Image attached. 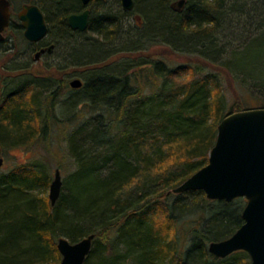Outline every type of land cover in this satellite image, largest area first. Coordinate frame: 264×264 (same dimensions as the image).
I'll list each match as a JSON object with an SVG mask.
<instances>
[{"label": "trees", "instance_id": "16d2710c", "mask_svg": "<svg viewBox=\"0 0 264 264\" xmlns=\"http://www.w3.org/2000/svg\"><path fill=\"white\" fill-rule=\"evenodd\" d=\"M175 1L147 0L142 5L134 0L133 10L113 12L105 6L107 0H91L87 29L80 32L66 22L69 14L85 8L80 0H26L41 8L48 26L46 37L32 43L33 50L66 44L71 48L69 62L49 69L70 66L86 73L78 89H69L66 79L61 83L48 76L24 79L6 91L0 102V143L29 144L45 135L51 124L61 123L58 97L69 92L73 107L84 102L96 112L68 134L69 152L77 164L74 172L86 184L90 167L96 174L94 156L83 159L81 144L87 141L103 147L109 168L103 177L97 175L93 192L70 187L60 192L54 205L34 193L51 180L41 163L0 171V264H59L57 237L75 242L90 233L102 236L104 243L93 239L84 264H235L227 262L234 252L218 259L209 253L208 244L229 237L241 225L244 198L224 202L190 190L175 194L172 205L167 199L173 188L207 163L221 119L252 108L243 106L237 88L256 95L260 103L255 107H264V0H185L181 10L172 6ZM10 10L4 33L13 26L22 28L11 5ZM132 13L142 32L112 48ZM239 18H244L241 25ZM231 22L236 32L227 37L224 26ZM85 33L98 38L90 42ZM147 34L150 41L159 37L172 52L194 54L196 60L171 65L153 54L113 60L143 51L141 38ZM225 77L240 104L228 101ZM35 88L48 90L44 99ZM182 195L188 197L184 207L201 221L188 229L187 245L180 242L171 211L181 206ZM85 222L91 225L87 230L81 226ZM114 229L116 239L108 241ZM25 239L29 244L22 247ZM117 241L124 244L123 251ZM238 253L250 264L246 252Z\"/></svg>", "mask_w": 264, "mask_h": 264}, {"label": "rangeland", "instance_id": "374dc122", "mask_svg": "<svg viewBox=\"0 0 264 264\" xmlns=\"http://www.w3.org/2000/svg\"><path fill=\"white\" fill-rule=\"evenodd\" d=\"M10 1L12 13L16 17V12L21 7V5L26 2V0ZM146 1L147 0H141V4L144 5ZM105 6L109 7L111 10H113V12H121V10L123 11L120 5V1L118 3V0H107ZM134 12L139 14L142 20L144 19L143 15L137 9H135ZM17 21L19 22L18 19ZM233 21L234 18H232V22ZM232 22L229 25L224 26V33L228 35L227 37H232V33L236 32V27H231ZM239 22V25L244 23V18H239ZM140 32H142L141 26L138 25L137 22H135L133 13L129 14L128 16H126V19L122 24L120 32L121 35H119L116 41H114V46L112 48H118L119 46H121L125 40L131 37L132 33L133 36L138 34V38ZM4 36L5 39L0 42V102L3 98V94L6 91H9L11 88H13L14 86L21 83L22 81H24V79L27 78H46L48 76H53L58 82L61 83L66 79L67 84L68 81L74 77H79L84 80L86 71L79 67L75 68L65 66L66 69H61V71L54 70L53 68L49 69V67H54L58 65L63 66L64 64L69 62L67 58H70L68 54L71 48L68 45L61 44L51 53L42 54L39 59L34 60L33 57L35 51L33 50V45L24 38L22 28L13 26L6 33H4ZM86 36L87 38H90V42L95 41V39L98 38L93 33H85L84 37ZM150 39H152L151 34H147L146 36H143L141 38L142 44L140 45L143 48V51L124 55H116L115 57H113V60L117 61L121 57V59H135L140 56L151 54H153V57L155 58H161L163 60H166V62L171 65L196 60L197 56L194 54H189L182 51L172 52L168 46L164 45L163 43H160L161 40L159 37L155 38L154 40H151L153 43L155 42V44H151L152 42L150 41ZM65 58L67 60H65ZM21 68H26V70H20ZM227 81H229V79L225 77L223 79V85L225 87V92L228 96V101L231 104L234 100H238V104H240V99L235 96V90L233 93L232 89L229 90L228 84L230 83V81L229 83H227ZM53 87H55V84L54 86H52V88ZM68 88L71 89L69 86ZM35 91L40 93L41 99H44L43 97L46 96L45 94L48 92V90L45 91V89L43 88H37V90L35 88ZM237 92H240L241 94L240 96L243 106L255 107L259 105L260 99L256 95H253L247 90H242L240 87L239 89L237 88ZM62 94L58 97L59 104L56 108V113L58 118H60L63 122L61 121V123L57 122L56 124H51L49 126L48 132H46L45 135H40L41 137H37L33 142L29 144L22 145L10 141L0 143V157H3V164L0 170L1 172H6L7 170L14 168L17 165L30 162H39L42 164V167L46 171L50 172L51 180L47 187L39 186L34 192L37 196L41 198H46L48 201H50L48 197L49 185L54 179V173L56 169L59 170L62 181L61 192H67L69 191L70 187H74L76 190L83 189L87 194L94 191L96 185L99 183L98 176L103 177L107 173L109 168V162L107 165H104L103 162L104 156L106 154L103 147L96 146L90 141H87L85 143L83 140L84 144H81L82 149L84 150L83 159H89L91 156H94V163L97 169L96 174L91 171L90 167V178L88 179L90 180V182L86 184L85 182L87 180L84 181V178H82L80 174L74 172L77 168V164L76 159L69 152V145L67 140L68 134L71 133L74 129H76L79 125H81L84 119L94 115L96 112L94 110H91L90 106H88V104H84V102H79L73 107L72 104H70L71 100L67 98L68 95H70L69 92L65 93L64 95ZM72 98H74V95L72 96ZM80 99H84L82 98V94H80ZM35 127V136H38L39 129L36 125ZM86 138L85 140L88 139ZM175 194L179 193L172 192L169 198L167 199V201L171 205L173 204ZM187 202V196H179L178 204H181V206L176 205L171 209L173 215L177 219L176 224L178 225V235L180 238V242L185 245L188 244V229L194 226L195 224L198 225V222L201 223V221L198 219L199 216H197V214L194 213L192 209L184 207V204ZM81 226L84 227V230H87L91 227L90 223L87 222L82 223ZM62 236L70 240L68 236ZM116 236L117 233L114 229L112 232L109 233V235L107 236L108 238H106L108 241H112L113 239H116ZM96 241L103 242L102 236L94 237V242ZM117 243V248L119 249V252L123 251L124 244H122L120 241H117ZM27 244H29V239H25L20 243L22 247L26 246ZM238 252L241 251H236L232 255H230L227 258V262H234L235 264H237L241 261V264H245V261H243L242 257L243 254ZM247 259L250 261V258H246V260ZM124 260L125 262H129L128 257H126ZM51 261L52 260L45 262V264H52ZM128 264H130V262ZM184 264L200 263L199 260H187Z\"/></svg>", "mask_w": 264, "mask_h": 264}, {"label": "water", "instance_id": "95a60500", "mask_svg": "<svg viewBox=\"0 0 264 264\" xmlns=\"http://www.w3.org/2000/svg\"><path fill=\"white\" fill-rule=\"evenodd\" d=\"M85 8L71 13L66 22L72 30L86 31L91 0H80ZM101 1V0H96ZM124 11L134 8V0H119ZM185 0H176L172 6L181 10ZM10 0H0V42L9 26ZM24 38L37 43L46 37L48 26L41 8L36 3H23L16 12ZM139 20V17L136 16ZM54 45L40 48L34 53V60L44 53H50ZM71 89L83 86V80L74 77L69 80ZM3 157H0V170ZM62 181L59 170L49 185L48 197L54 205L61 192ZM202 190L211 200L230 202L242 197L245 204L241 212L243 222L227 238L208 244V251L216 258H224L236 251H244L250 264H264V107H252L227 113L217 125V135L208 153L205 165L197 169L179 185L173 193ZM94 233L83 236L75 242L66 237L56 239V248L61 256L59 264H84L90 253Z\"/></svg>", "mask_w": 264, "mask_h": 264}, {"label": "flooded vegetation", "instance_id": "af4514ba", "mask_svg": "<svg viewBox=\"0 0 264 264\" xmlns=\"http://www.w3.org/2000/svg\"><path fill=\"white\" fill-rule=\"evenodd\" d=\"M81 11H82V10H81ZM81 11H80V12H81ZM89 13H90V10H89ZM74 31H75V30H74ZM77 31H78V30H77ZM80 32H81V31H80ZM44 54H45V53H44ZM68 82H69V81H68ZM83 83H84V82H83Z\"/></svg>", "mask_w": 264, "mask_h": 264}, {"label": "bare ground", "instance_id": "6f19581e", "mask_svg": "<svg viewBox=\"0 0 264 264\" xmlns=\"http://www.w3.org/2000/svg\"><path fill=\"white\" fill-rule=\"evenodd\" d=\"M41 41V40H40ZM38 43V42H37ZM41 48H43V47H41ZM51 53V52H50Z\"/></svg>", "mask_w": 264, "mask_h": 264}]
</instances>
